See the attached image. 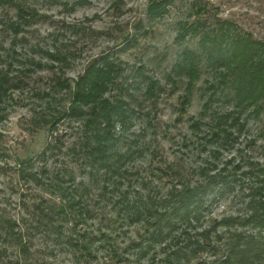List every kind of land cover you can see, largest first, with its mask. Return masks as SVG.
<instances>
[{
	"label": "rangeland",
	"instance_id": "374dc122",
	"mask_svg": "<svg viewBox=\"0 0 264 264\" xmlns=\"http://www.w3.org/2000/svg\"><path fill=\"white\" fill-rule=\"evenodd\" d=\"M29 2L39 17L15 47L3 22L15 18L16 10L0 8L2 52L17 53L12 72L16 87L0 102V264H163L164 247L146 258L133 249L150 226L137 222L140 217H132L128 208L155 188L166 195L173 183L194 184L200 178L206 127L200 131L193 124L201 120L214 80L203 59L191 75L179 73L176 64L183 63L187 48L200 55L203 33L219 21L232 22L264 41V0ZM154 2H164L165 11L151 17L148 9ZM204 20L211 25L186 36L191 24ZM55 51L63 54L59 61L50 57ZM105 55L122 68V79L132 88L131 105L140 113L119 147L123 152L138 145L142 152L125 162L122 178L91 169L81 147V122L66 119L53 132L36 122L44 113L70 106L71 92L52 89L57 77L74 87L88 66ZM145 77L158 79L166 90L154 101L142 98ZM263 129L264 114L251 118L235 149L224 152L222 159L234 156L244 163L243 172L251 163L264 165ZM164 168L169 175L161 174ZM247 182L221 199L211 194L203 226L243 216ZM142 205L146 210L150 206L145 198ZM63 206L70 216L58 212ZM202 259L213 260L208 254Z\"/></svg>",
	"mask_w": 264,
	"mask_h": 264
},
{
	"label": "trees",
	"instance_id": "16d2710c",
	"mask_svg": "<svg viewBox=\"0 0 264 264\" xmlns=\"http://www.w3.org/2000/svg\"><path fill=\"white\" fill-rule=\"evenodd\" d=\"M163 5L164 2H154L148 9L149 15L156 17L164 13ZM0 8L16 10L15 18L3 22V31L12 35L15 47L19 36L39 17V11L29 0H0ZM208 24L207 20L191 24L186 36L197 34ZM217 24H210L216 28L203 33L200 55L187 48L182 55L183 63L176 64L179 73L191 75L196 73V66L201 65L203 59L206 68L214 75L213 82H209L210 94L201 120L193 124L200 131L206 127L200 144L206 156L197 170L200 178L194 184L173 183L166 195L155 188L152 190L154 194L142 195L128 208L132 217H140L137 222L150 226L145 230L146 236L132 245L133 249L146 258L151 250L164 247L166 258L163 264H190L195 258L201 259L198 264H264V165L251 163L248 172H243L244 163L234 156L225 161L222 159L224 152L235 149L249 120L259 119L264 114V41L232 22L219 21ZM2 51L0 45V102L16 87L12 72L17 53L14 49L13 54ZM55 53L50 57L59 61L63 54ZM147 80L142 98L154 101L166 90L158 79ZM189 80L193 81V78ZM130 87L128 79H122L119 64L110 55L102 56L88 66L74 87L68 80L57 77L52 89L56 93L71 92L70 106L62 112L44 113L36 122L52 132L58 130L59 124L66 119L81 122V147L91 169L122 178L125 162L142 152L138 145L123 152L119 147L125 130L132 127L135 116L140 114L131 105ZM45 96L52 97V94L46 93ZM51 104L48 102V108ZM169 170L164 168L161 174L167 176ZM245 181L249 182L246 184L245 214L225 217L203 226L212 204L211 194L214 196L215 193L221 199ZM144 198L149 202L148 210L143 208ZM75 206L71 204L69 207L73 209ZM58 212L71 215L64 206ZM200 227L206 228L192 232ZM204 254L213 260L202 259Z\"/></svg>",
	"mask_w": 264,
	"mask_h": 264
}]
</instances>
